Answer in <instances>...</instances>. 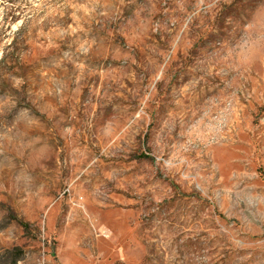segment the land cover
<instances>
[{
  "label": "rangeland",
  "instance_id": "374dc122",
  "mask_svg": "<svg viewBox=\"0 0 264 264\" xmlns=\"http://www.w3.org/2000/svg\"><path fill=\"white\" fill-rule=\"evenodd\" d=\"M0 264H264V0H0Z\"/></svg>",
  "mask_w": 264,
  "mask_h": 264
}]
</instances>
